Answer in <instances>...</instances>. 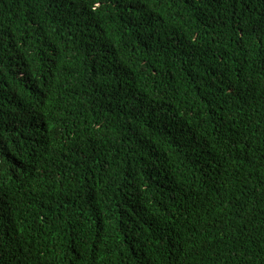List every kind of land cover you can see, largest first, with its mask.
Masks as SVG:
<instances>
[{
	"label": "trees",
	"instance_id": "obj_1",
	"mask_svg": "<svg viewBox=\"0 0 264 264\" xmlns=\"http://www.w3.org/2000/svg\"><path fill=\"white\" fill-rule=\"evenodd\" d=\"M0 264H264V0H0Z\"/></svg>",
	"mask_w": 264,
	"mask_h": 264
}]
</instances>
